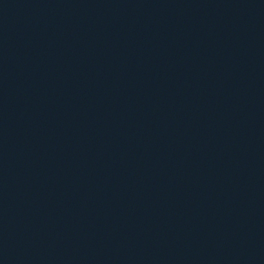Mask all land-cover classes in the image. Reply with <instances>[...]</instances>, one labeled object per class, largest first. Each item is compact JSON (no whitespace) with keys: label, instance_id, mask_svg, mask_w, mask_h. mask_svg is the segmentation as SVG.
<instances>
[{"label":"water","instance_id":"95a60500","mask_svg":"<svg viewBox=\"0 0 264 264\" xmlns=\"http://www.w3.org/2000/svg\"><path fill=\"white\" fill-rule=\"evenodd\" d=\"M0 264H264V0H0Z\"/></svg>","mask_w":264,"mask_h":264}]
</instances>
